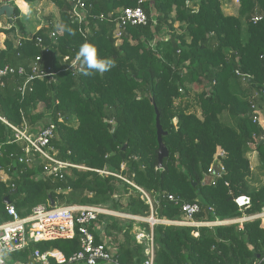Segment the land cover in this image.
Returning a JSON list of instances; mask_svg holds the SVG:
<instances>
[{
  "label": "trees",
  "instance_id": "16d2710c",
  "mask_svg": "<svg viewBox=\"0 0 264 264\" xmlns=\"http://www.w3.org/2000/svg\"><path fill=\"white\" fill-rule=\"evenodd\" d=\"M35 3L41 0H25ZM60 10L58 25L70 27L74 35L56 28L37 30L33 39L17 43V29L0 28L7 38L0 48V66L24 65L40 53L38 37L57 56L46 63L62 67L66 55L74 57L84 43L96 47L98 58L111 59L115 66L104 73L73 76L64 70L56 79H36L24 94L25 77L9 74L0 78V117L15 126L25 119L31 130L51 120L57 125L51 153L85 168L68 167L58 176L44 174L47 163L38 153L29 166L20 162L26 142L0 119V219L8 220L6 196L20 216L44 204L100 205L110 210L149 218L181 220V203L199 201L202 211L195 220L238 218L264 212V180L252 185L255 169L248 152L263 148L253 142L256 125L248 118V89L234 73L240 68L264 82V0H240L239 14L226 15L221 0H87L85 35L69 16V0H50ZM4 0H0V6ZM141 6L145 25L129 26L120 39L114 35V18L125 7ZM256 12L263 19L254 23ZM101 15L104 17L102 18ZM15 23L24 27L16 7ZM246 28H243V21ZM181 22L182 31L176 23ZM84 27V25H83ZM164 29L167 35H162ZM53 60H52V59ZM39 105L43 110H39ZM166 134L163 141L169 156L160 166L156 117ZM227 112L237 127L220 120ZM49 113L48 121L43 119ZM63 116V121L59 117ZM224 172L213 184L203 185L210 174L217 148ZM261 166L264 175V155ZM108 170L103 174L98 170ZM180 202L171 201L169 195ZM251 197L252 205L241 211L235 199ZM213 208V211L209 210ZM97 224L104 226L108 244L121 264H142L147 240L140 243L136 228L151 231V224L136 218L100 214L91 225L96 242H102ZM199 231L195 236L194 232ZM155 264H264L263 219L237 224L196 228L157 223L153 227ZM56 249L70 257L80 249L74 239H52L31 243L13 254L14 261L33 262L35 250Z\"/></svg>",
  "mask_w": 264,
  "mask_h": 264
},
{
  "label": "built area",
  "instance_id": "2783aa9c",
  "mask_svg": "<svg viewBox=\"0 0 264 264\" xmlns=\"http://www.w3.org/2000/svg\"><path fill=\"white\" fill-rule=\"evenodd\" d=\"M142 1L144 0H139V3ZM237 1L240 2V0ZM69 2L70 19L73 22L78 23L81 26L82 32L87 35L90 33V28L85 25L88 18L87 0H69ZM5 3L12 4L17 7L20 10V15L23 12L22 7L17 4V0H5L3 4ZM20 17L21 16H19V18ZM101 17L103 18L104 16L101 15ZM1 18L2 17H0V21ZM251 19L254 23H256L263 19V15L256 12L253 14ZM15 20L16 17L13 15L11 21L12 23L7 29L15 26ZM114 20L116 23L114 35L120 39L129 26L147 24L148 17L141 6L125 7L119 11V14L114 18ZM57 26L58 24L41 25L38 30L42 27L50 28L49 36L56 37ZM0 28L3 27L0 25ZM0 34L4 36V39L7 38V34H5V32H0ZM16 34L17 43L19 45H21L26 39H33L34 35L19 36L18 31ZM37 45L40 48V53L32 59L28 67L24 65L13 66L10 64L0 66V78L9 74L23 75L25 80L20 86V90L22 94H24L30 83L36 79L48 78L54 81L58 74L64 70L71 71L76 79L80 74H82L80 70L81 64L76 59L78 53L74 57H71L70 55L64 56L62 59L63 66L56 69L52 63L48 64L45 61V56L47 55H50L52 58L57 56L52 47L45 44L42 37H38ZM260 58L264 61V53L260 54ZM234 73L248 89V118L257 127V131L253 134V142L257 145H261L263 148L262 155L258 149H252V152L253 156L259 159L261 163V158L264 155V82L260 83L259 81H254L255 77L253 74L244 72L240 68L235 69ZM0 119L15 130V137L17 141L26 142L25 152L19 158L20 162L27 164L33 163L37 153L43 159L47 160V163L44 166V173L42 175L54 174L55 176H58L62 169H66L68 167L85 168L84 166L61 161L57 158L56 152L51 153L52 148L49 144L51 139L56 136L57 129V125L53 121L50 120L47 125L41 126L37 128V130L32 131L30 124L25 119L23 120L21 126H15L8 122L5 118L0 117ZM64 119L65 118L63 116L59 117L60 121H63ZM1 153L0 149V155ZM225 154L226 151L223 148H217L213 162L209 169L210 174L213 172L215 163H218L221 167V171L216 175V177L225 171L223 165L221 164V157ZM98 171L103 174H112L106 169ZM0 172L5 174L3 171ZM3 180L6 179L3 178ZM168 197L171 201H176L177 203L180 202V200L172 194ZM235 202L241 211H245L252 205L251 197L247 195L237 197ZM6 207L7 212L11 217L8 220L0 219V245H2L4 264H26L20 261L13 262L12 255L16 252L29 249L31 243L33 242L52 239H74L77 235H79L80 239V249L70 257H66L61 251L56 249L47 251H40L37 249L32 255L33 262L35 264H121L115 258V249L104 240L99 243L96 242L95 234L91 230L92 223L98 219L100 214L112 215L117 214L118 212L116 211L100 205L92 204H63L60 206L56 205L54 207L41 204L34 207L30 214L20 216L13 204L7 203ZM181 209L183 212V218L181 220L157 219L154 215L149 218H142L120 213V215L144 220L151 224L150 232L143 227L142 229H139L140 232L137 234V239L140 243L144 240H147L148 242L145 249L146 258L142 264H155V241L153 227L157 223L193 226L196 228H214L220 225L237 224L240 229H243L244 222L248 220L257 218L264 219V212H261L251 215L244 214L238 218L197 221L194 217L202 211V205L198 200L194 202L183 201L181 203ZM209 210L213 211V208L209 207ZM194 235L198 236L199 231H195ZM253 264H257V262H254Z\"/></svg>",
  "mask_w": 264,
  "mask_h": 264
},
{
  "label": "rangeland",
  "instance_id": "374dc122",
  "mask_svg": "<svg viewBox=\"0 0 264 264\" xmlns=\"http://www.w3.org/2000/svg\"><path fill=\"white\" fill-rule=\"evenodd\" d=\"M5 1V0H4ZM23 0H17V4H19L22 9L23 12L21 13V21L24 25V27L18 26L15 23L16 29L18 31V35L19 36H27V35H32L35 33L37 26L39 25V27H41V25H54V24H59L60 22V10L59 8L50 0H45L44 2L40 3V4H36V3H27V4H23L22 3ZM222 1V10L226 15H238L239 14V7H240V2H238L237 0H221ZM23 4V5H21ZM5 18L6 21L3 24L7 25V17H2L1 20ZM9 21H11L9 19ZM51 22V23H50ZM183 25L181 22L176 23V27L178 31H182V26ZM184 26V25H183ZM1 27H4L1 25ZM9 26H7L6 28H8ZM5 28V27H4ZM243 28L245 30L246 28V22L245 20L243 21ZM167 30L164 29L162 35H167ZM6 34V33H5ZM1 35V34H0ZM4 36L1 35V39L4 42ZM242 85V83H240ZM243 87V85L241 86ZM39 110H43V106L39 105ZM49 117V113H47L46 117L43 119V124L44 125L47 121ZM220 120L226 124H229L233 127H237V118L233 117L231 115H229L227 112L222 113L220 116ZM40 127V126H39ZM37 127V128H39ZM57 153V152H56ZM248 156L250 158L251 161V167L252 169H255L256 171L254 172V178L253 180H251L252 185H259L261 184V182L264 180V175L261 173V171H259L257 169V167L261 166L260 160L257 159L255 156H253V152L252 150L248 152ZM35 162L28 164L29 166H33ZM0 177L3 179H7L6 174H3L0 172ZM122 218H125L126 216L124 215H120ZM144 221V220H143ZM263 225H264V220H263ZM239 227V225H237ZM141 228H136V232L139 233ZM212 230H214V228H211ZM240 229V228H239ZM13 256V255H12ZM13 262H15L12 259Z\"/></svg>",
  "mask_w": 264,
  "mask_h": 264
},
{
  "label": "clouds",
  "instance_id": "9594fccd",
  "mask_svg": "<svg viewBox=\"0 0 264 264\" xmlns=\"http://www.w3.org/2000/svg\"><path fill=\"white\" fill-rule=\"evenodd\" d=\"M4 17V16H3ZM60 31H67L69 34L74 35L75 33L70 27L66 25H58ZM77 61L81 64V72L85 76H91L94 72L104 73L115 66L111 59H100L98 58V52L94 45L84 43L77 54ZM0 264H4L2 245H0Z\"/></svg>",
  "mask_w": 264,
  "mask_h": 264
},
{
  "label": "water",
  "instance_id": "95a60500",
  "mask_svg": "<svg viewBox=\"0 0 264 264\" xmlns=\"http://www.w3.org/2000/svg\"><path fill=\"white\" fill-rule=\"evenodd\" d=\"M15 6L12 4L5 3L0 6V17L6 16L12 21V17L15 14ZM157 117H156V127H157V136H158V142H159V149H158V159L160 166L163 165V160L169 156V149L167 145L163 141V136L166 134V132L163 129V126L161 124L160 120V113L158 110ZM221 171V167L218 163L214 164L213 172L209 175H205L204 179L202 181L203 185L213 184L216 175ZM5 203H10L9 196H6ZM51 206H56V203L54 200L51 201Z\"/></svg>",
  "mask_w": 264,
  "mask_h": 264
},
{
  "label": "crops",
  "instance_id": "0c3cea01",
  "mask_svg": "<svg viewBox=\"0 0 264 264\" xmlns=\"http://www.w3.org/2000/svg\"><path fill=\"white\" fill-rule=\"evenodd\" d=\"M25 3H24V2ZM22 1V3L23 4H27V2L25 1V0H23ZM45 0H41V1H37V2H35L36 4H40V3H42V2H44ZM23 4H21V5H23ZM3 21H4V23H5V21H6V19L5 18H3L2 19V23H3ZM7 22H8V24L10 25L12 22L11 21H9V19H7ZM6 22V23H7ZM8 25V26H9ZM4 28V27H3ZM9 28V27H8ZM38 28H39V25L37 26V29H36V31L38 30ZM5 29H7L6 27H5ZM35 31V32H36ZM0 46H1V48H3L4 47V42L2 41V39H1V35H0ZM112 215H116V216H120V213L118 212L117 214H112ZM264 220V219H263ZM264 226V225H263ZM215 228V227H214ZM96 229H97V231H98V233L101 235V238H102V240H104V241H106V242H108V238L106 237V235H105V230H104V226H102V225H100V224H97V227H96ZM30 264H35L34 262H31ZM104 264V263H103Z\"/></svg>",
  "mask_w": 264,
  "mask_h": 264
},
{
  "label": "bare ground",
  "instance_id": "6f19581e",
  "mask_svg": "<svg viewBox=\"0 0 264 264\" xmlns=\"http://www.w3.org/2000/svg\"><path fill=\"white\" fill-rule=\"evenodd\" d=\"M24 2V1H23ZM0 25H2V26H4V27H7L9 24H8V22H7V25H4L3 23H2V20L0 21Z\"/></svg>",
  "mask_w": 264,
  "mask_h": 264
}]
</instances>
